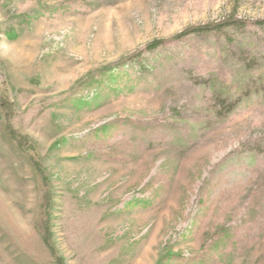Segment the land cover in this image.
Instances as JSON below:
<instances>
[{"label":"rangeland","instance_id":"rangeland-1","mask_svg":"<svg viewBox=\"0 0 264 264\" xmlns=\"http://www.w3.org/2000/svg\"><path fill=\"white\" fill-rule=\"evenodd\" d=\"M261 20L0 0V264H264Z\"/></svg>","mask_w":264,"mask_h":264},{"label":"trees","instance_id":"trees-1","mask_svg":"<svg viewBox=\"0 0 264 264\" xmlns=\"http://www.w3.org/2000/svg\"><path fill=\"white\" fill-rule=\"evenodd\" d=\"M227 21H230V22H234L236 21L235 19H227ZM256 23L258 24H262L264 23V20H261V21H257ZM221 25V23H218V24H203V25H196V26H193L191 28H188L186 30H184V34L185 33H188V32H202V31H206V30H212V29H216L218 28L219 26ZM156 45V43L154 44H149L147 46V49H152L154 46Z\"/></svg>","mask_w":264,"mask_h":264}]
</instances>
